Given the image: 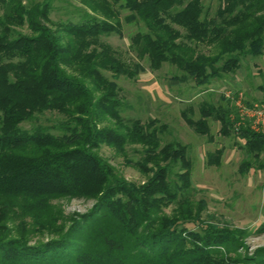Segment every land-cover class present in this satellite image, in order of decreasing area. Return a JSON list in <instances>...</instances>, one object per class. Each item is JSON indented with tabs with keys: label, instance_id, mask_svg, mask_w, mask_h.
Masks as SVG:
<instances>
[{
	"label": "trees",
	"instance_id": "16d2710c",
	"mask_svg": "<svg viewBox=\"0 0 264 264\" xmlns=\"http://www.w3.org/2000/svg\"><path fill=\"white\" fill-rule=\"evenodd\" d=\"M24 1L0 0V264H264V248L241 254V230L199 222L206 205L191 197L187 147L163 143L156 119H123L116 82L135 79L143 60L152 70L167 63L178 82L196 86L235 73L243 58L263 55L264 0H218L213 16L203 0H110L124 1L128 20L146 28L130 39L138 62L101 40L121 34L108 0L90 5L105 19L57 30L47 26L48 5ZM222 100L203 102L186 124L206 135L212 119L249 155L264 154L263 137L248 125L235 131L234 108ZM46 113L56 122L22 128ZM101 145L119 153L139 146L134 165L145 182L126 181L98 154ZM81 198L94 201L89 211L64 212V200Z\"/></svg>",
	"mask_w": 264,
	"mask_h": 264
},
{
	"label": "rangeland",
	"instance_id": "374dc122",
	"mask_svg": "<svg viewBox=\"0 0 264 264\" xmlns=\"http://www.w3.org/2000/svg\"><path fill=\"white\" fill-rule=\"evenodd\" d=\"M27 1L30 4L45 3L49 6L47 26L54 30L62 23H79L90 17L106 18L99 13L100 7L98 11L91 10L93 0H25L24 3ZM108 1L112 3L110 10L116 16L107 19L110 22L115 19L120 21L121 34L112 33L102 36L101 40L112 46L126 61L138 62L130 49V39L136 32L146 31V28L142 22L128 20L131 12L124 7V1L116 4ZM203 6L213 16L218 0H203ZM18 29L29 33L26 27ZM198 49L209 53L206 47L200 46ZM141 64L143 70L135 79L120 77L116 81L123 103L121 116L125 120L140 119L143 122L150 118L156 119L165 128L161 135L163 143L177 141L187 147L191 164V197L203 200L206 205L199 222L229 231L241 230L244 232L242 240L246 247L241 254L252 256L257 248H264V154L258 158L249 155L244 141L236 136V132L227 136L219 133L220 125L217 121L208 119L209 134L204 135L188 126L185 117L197 120L198 108L203 102L217 106L224 104V98L230 100V106L234 108L231 114L235 118L234 124L240 120V107L235 105L238 99L244 108L251 107L253 102H260L259 87L264 89V52L258 57L243 58L235 73L213 80L207 86H196L191 80L178 82L174 76L180 77V73L167 63L159 70L150 69L146 60ZM106 75L110 76L109 73ZM38 118L37 123L25 122L22 128L30 130L35 124L47 125L57 120L56 115L49 113ZM243 122L237 128L234 126V130L248 125L253 133L261 135L264 140L261 130L251 128L253 121L243 117ZM140 150L139 146H126L124 153H119L112 147L101 145L98 154L113 165L126 181L141 185L148 175L134 165L141 157ZM217 150L221 152L219 163L211 160L213 157L209 159V155L215 156ZM93 204V200L83 198L62 202L64 212L69 215L83 214ZM195 225L187 227L196 230Z\"/></svg>",
	"mask_w": 264,
	"mask_h": 264
},
{
	"label": "built area",
	"instance_id": "2783aa9c",
	"mask_svg": "<svg viewBox=\"0 0 264 264\" xmlns=\"http://www.w3.org/2000/svg\"><path fill=\"white\" fill-rule=\"evenodd\" d=\"M240 100L238 99L235 102V105L240 107L238 116L240 117V120L235 121L234 126L237 128V126H240L244 124L243 117H246L253 121L251 128L255 130H261V132L264 134V104L260 102H253L251 107L244 108V104L240 105ZM231 120H235L234 116H230Z\"/></svg>",
	"mask_w": 264,
	"mask_h": 264
},
{
	"label": "crops",
	"instance_id": "0c3cea01",
	"mask_svg": "<svg viewBox=\"0 0 264 264\" xmlns=\"http://www.w3.org/2000/svg\"><path fill=\"white\" fill-rule=\"evenodd\" d=\"M259 89L261 90V92H260V95H261L260 100H261L264 98V89L262 87H259Z\"/></svg>",
	"mask_w": 264,
	"mask_h": 264
}]
</instances>
